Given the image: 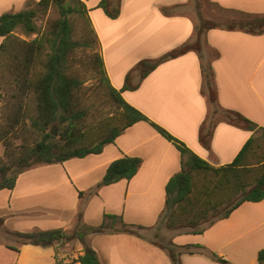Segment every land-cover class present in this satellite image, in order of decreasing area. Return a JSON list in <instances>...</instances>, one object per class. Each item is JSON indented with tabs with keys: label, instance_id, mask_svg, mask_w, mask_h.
I'll use <instances>...</instances> for the list:
<instances>
[{
	"label": "crops",
	"instance_id": "0c3cea01",
	"mask_svg": "<svg viewBox=\"0 0 264 264\" xmlns=\"http://www.w3.org/2000/svg\"><path fill=\"white\" fill-rule=\"evenodd\" d=\"M26 1L0 0V14L24 9ZM82 1L89 9L107 76L116 89L140 60L159 57L191 40L198 20L187 11L191 0H109L119 2L116 18L97 7L101 0ZM207 1L238 17L242 13L264 14V0ZM202 55L204 62L210 63L219 106L238 111L264 127V32L210 28L204 35ZM200 63L197 53L188 51L159 63L141 80L133 72L130 81L137 87L121 94L198 156L221 165L233 160L252 132L219 120L209 148L201 145L198 135L209 103L201 92ZM122 155L141 159L134 176L97 186L108 164ZM180 160L171 142L147 122L139 121L100 153L23 171L12 189H0V264H69L68 260L81 253L77 240L59 247V263L54 246L20 244L7 238L5 230L60 228L70 233L79 213L82 222L90 225L110 213L143 226L144 231L152 230L163 209L165 185L180 169ZM170 240L178 245L202 244L231 264H255L258 250L264 248V199L243 202L201 234L176 233ZM87 242L101 264H171L167 252L143 235L95 233L87 236ZM181 261L222 264L201 253H183Z\"/></svg>",
	"mask_w": 264,
	"mask_h": 264
},
{
	"label": "trees",
	"instance_id": "16d2710c",
	"mask_svg": "<svg viewBox=\"0 0 264 264\" xmlns=\"http://www.w3.org/2000/svg\"><path fill=\"white\" fill-rule=\"evenodd\" d=\"M31 4V3H29ZM18 11L0 14V57L2 68L12 81L13 106L6 122L0 124V189H12L23 171L39 164L60 163L74 157L100 153L103 147L132 124L145 121L157 133L171 142L180 153V169L165 185L163 209L157 223H165L177 233L201 234L215 221L227 218L245 201L258 202L264 199V127L259 126L238 111L224 109L217 101L213 72L209 62H204L202 44L210 28L240 30L250 34L264 32V14L242 13L237 19L216 22L203 18L197 8L198 20L194 24L193 38L156 58L140 60L125 76L124 84L116 89L107 76L102 55L94 53L93 64L99 87L116 108V119L105 121L100 126L87 122V108L82 107V80L73 72L69 63L72 54L81 46L92 47L97 35L89 17V9L82 0H37L34 6ZM54 6L58 17L49 28L31 39L21 38L16 30L25 35L37 32L35 19L38 12L44 14ZM97 7L110 18L119 13V2L112 4L101 0ZM167 12L166 8L163 9ZM72 17L82 20L85 36L76 38ZM194 51L201 63V92L209 103V111L202 122L198 139L208 149L215 123H227L251 131L231 162L212 165L189 149L163 126L157 124L140 110L128 103L122 91L137 87L130 81L133 72L139 80L144 78L159 63ZM29 119L26 124L25 118ZM56 124L58 131L50 133ZM28 132L30 140L23 137ZM14 139H21L16 143ZM141 159L137 156L122 155L106 167L101 181L107 185L120 179L129 180L136 173ZM2 219H0V226ZM143 226L127 223L120 215L104 213L97 225L82 222L77 216L76 228L67 233L60 228L19 232L5 230L7 238L12 237L20 244L54 246L55 261L58 249L77 240L81 253L68 260L69 264H101L96 251L87 242V236L95 233H138ZM149 242L164 249L171 264H182L183 253H201L213 260L220 258L202 244L178 245L171 240L149 239ZM17 249V247H14ZM227 264H231L226 262ZM264 264V248L257 252L256 263Z\"/></svg>",
	"mask_w": 264,
	"mask_h": 264
},
{
	"label": "rangeland",
	"instance_id": "374dc122",
	"mask_svg": "<svg viewBox=\"0 0 264 264\" xmlns=\"http://www.w3.org/2000/svg\"><path fill=\"white\" fill-rule=\"evenodd\" d=\"M33 2L36 0H27L24 4L23 8L27 7V3L29 6H34ZM197 8L203 18L216 21V22H225L230 19L239 18L237 15L227 12L218 8L216 5L208 2L207 0H191L190 5L187 8V11L190 12L195 18L197 16ZM58 17L57 9L54 6H51L48 11L44 14L38 12L37 17L35 19V24L37 26V32L25 35L22 33L20 29L16 30V33L25 39H31L36 34L40 33L49 28V25ZM72 21L74 22V32L75 37L79 38L85 36L84 31L82 30V20L80 18L72 17ZM98 45L96 41L92 42V47L81 46L77 49L74 54H72L71 59L69 61L73 72L77 74V76L82 80V107L87 108V122L92 126H100L103 122L108 121L112 118L116 119V108L109 101L107 96L104 94L103 90L98 86V78L94 70L93 64V55L94 53H98ZM3 59L0 57V124H4L7 119V115L9 110L13 106V100L10 97L12 92V81L6 75L4 76V70L2 68ZM26 124H29V119L26 117ZM56 127V133L58 131V127ZM23 137H27L30 140V136L28 132H24ZM16 143H19L21 139H14ZM1 154L3 155V146L0 144ZM102 221L99 220L95 225L99 224ZM177 230L169 229L165 223H157L155 227L150 231H144L142 229L138 230V233L146 236L149 239L161 240L163 242L170 240L171 236L176 234ZM184 234V233H182ZM191 234V233H185ZM11 240H15L12 237H9ZM76 241V240H75ZM72 243V242H70ZM221 258V257H220ZM226 262H228L225 258H223Z\"/></svg>",
	"mask_w": 264,
	"mask_h": 264
},
{
	"label": "water",
	"instance_id": "95a60500",
	"mask_svg": "<svg viewBox=\"0 0 264 264\" xmlns=\"http://www.w3.org/2000/svg\"><path fill=\"white\" fill-rule=\"evenodd\" d=\"M50 133L55 135L56 134V127L53 125L50 129ZM218 262L224 264L225 263V260L223 258H218Z\"/></svg>",
	"mask_w": 264,
	"mask_h": 264
}]
</instances>
